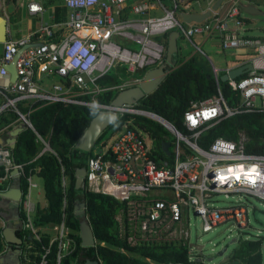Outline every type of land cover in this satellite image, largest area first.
<instances>
[{
    "label": "built area",
    "instance_id": "built-area-1",
    "mask_svg": "<svg viewBox=\"0 0 264 264\" xmlns=\"http://www.w3.org/2000/svg\"><path fill=\"white\" fill-rule=\"evenodd\" d=\"M151 1L163 9L162 14H148L155 8ZM193 1L171 0L166 5L160 0H140L130 7L128 0H64L68 11L64 21L53 24L42 21L30 36L8 37L1 43L0 55V115L14 111L18 116L15 122L35 132L43 144L38 156L54 151L34 128L29 118L32 110L23 112L20 102H64L114 109L118 118L130 115L121 128L98 146L101 150L96 149L95 155L88 158L83 186L123 203L116 219L121 235L127 236L131 245L186 244L190 259L191 250L195 249L190 239L191 212L199 218L203 232L228 222L243 230L250 227L248 198L264 202V155L248 153L244 137L238 142L217 137L208 147L199 143L202 132L224 118L242 112H264V37H246L241 0H224L216 9L213 8L216 0H195L199 5L206 1L207 8L201 13L210 11V15L202 22L187 23L180 16L193 7ZM27 7L31 14L43 16L45 9L40 1H29ZM172 30L179 31L181 37L200 51L201 47L194 41L200 35L217 36L225 52L254 48L249 60L252 69L229 81L231 88L239 93V101L230 104L218 88L216 95L193 103L185 111L186 132L159 115L160 119L152 118L153 112L138 107V103L113 107L110 103H98L94 96L91 100L81 98L98 92L97 79L117 63L125 64L130 73L128 81L118 86L119 90L138 84L149 68L164 61L163 36ZM10 63H14L17 72L14 82L10 81L7 68ZM213 72L218 80L216 66ZM47 75L59 76L62 81L45 89L42 82ZM74 86L80 90L73 92ZM137 116L161 120L158 122L172 135L168 157L156 159L153 140L136 122ZM20 176L28 182L17 205V230L22 232L23 242L13 247L20 250L21 264H51L50 254L56 244L53 264H61L76 249V239L64 220L51 225L36 224L37 207L45 206L32 198V188L37 184L32 181V174L26 173L24 164L14 162L11 148L0 146L3 200L1 193ZM62 185L67 186L65 175ZM110 186L114 187L113 191ZM221 196L230 199L231 204L218 203ZM8 221L0 212V226L4 228ZM43 238H48V244ZM35 242L41 243L40 249ZM7 245L0 255L6 252ZM33 254L38 257L34 258ZM147 260L156 264L150 258Z\"/></svg>",
    "mask_w": 264,
    "mask_h": 264
},
{
    "label": "trees",
    "instance_id": "trees-1",
    "mask_svg": "<svg viewBox=\"0 0 264 264\" xmlns=\"http://www.w3.org/2000/svg\"><path fill=\"white\" fill-rule=\"evenodd\" d=\"M163 38L166 43L167 34ZM180 54L179 51L174 55L176 65L170 68L160 86L141 99L137 106L163 117L178 129L187 132L183 125V115L193 103L216 95L218 88L230 104L239 101L240 95L231 88L229 81L220 79L224 72L219 73L218 80L215 78L209 59L201 52L183 56ZM129 75L127 66L117 63L97 79L96 83L100 89L98 92L83 95L81 98L91 100L94 96L98 103L108 104L119 92L118 86ZM18 105L23 112L32 110L29 118L34 128L49 142L54 151H46L38 156L43 144L30 128L18 133L16 146L11 149L14 162L24 164L27 174H36L43 179L46 205L37 207L34 215L36 224L51 225L64 220L71 230V235L76 239V249L67 254L61 264H81L86 258L96 259L99 264H152L147 258L156 264H203L190 259L189 247L186 244L131 245L127 236L121 235L120 224L116 219L123 203L111 195L88 191L84 186L76 188V170L87 166L88 158L96 153V146H100L115 130L121 128L130 117L129 114L119 116L117 121L102 133L93 149L86 152L76 148L75 144L100 108L64 102L46 103L42 100L20 102ZM17 117L14 111L2 113L0 126L10 125V129L17 127ZM135 120L149 132L156 159H159V156L168 157L169 154L162 149L163 141L172 140L167 128L150 117L137 116ZM217 137L235 142L244 137L243 143L248 153L264 155V112H242L224 118L204 130L199 143L208 147ZM63 175L67 178L65 188L62 185ZM18 179L21 187L26 189L28 182L25 177L20 176ZM2 187L4 185H0V189ZM2 201L0 197V203ZM81 202L85 203L83 214L90 222L97 242L94 246L85 247L81 244V216L77 215L75 209ZM2 230L0 226V254L6 249ZM18 235L22 237L23 234L19 231ZM43 241L48 244V238H43ZM239 241L241 243L234 249L232 259L239 260L241 264H262V241ZM35 244L40 249L41 243ZM56 254L57 245L54 244L50 254L51 264ZM32 256L38 257L35 254Z\"/></svg>",
    "mask_w": 264,
    "mask_h": 264
},
{
    "label": "water",
    "instance_id": "water-1",
    "mask_svg": "<svg viewBox=\"0 0 264 264\" xmlns=\"http://www.w3.org/2000/svg\"><path fill=\"white\" fill-rule=\"evenodd\" d=\"M224 0H217L214 4L213 8H218ZM242 9L245 13L251 16H264V12L259 10L256 6L252 4H242ZM2 3L0 2V43L7 41L8 39V29H9V20L5 14L1 12ZM210 15V11H206L204 13L197 12H182L181 16L185 22H202L206 17ZM180 32L177 30H172L167 34V42H166V52L164 61L153 68H149L138 84L126 87L124 89L119 90L117 95L112 99L110 105L113 107L122 106L124 104H136L139 103L141 99L155 91L166 76L170 72V68L176 65L174 61V55L179 52L180 44ZM7 68L10 72V81L14 82L17 78V72L15 69L14 63H10L7 65ZM252 69L251 62H246L242 65L236 66L229 70H226L223 74L220 75V79L223 81H230L238 78L246 74L248 71ZM152 118H159L158 115L154 113H150ZM118 119V113L114 109H105L102 108L99 112L91 119L89 125L84 130L78 141L76 142V148L89 152L96 145L97 140L102 135V133L108 129L114 122ZM160 119V118H159ZM157 119L158 121H161ZM26 129L23 124L18 125L12 131H10V137H8L3 142V139L0 138V145L6 144L9 148L13 149L16 146L17 135L19 132ZM162 149L166 154H170V141L162 142ZM86 175V168L79 167L76 170V188L80 189L84 183V177ZM1 196L4 199L12 201L14 204L19 202L22 197V187L20 184V179H18L17 184L11 186L6 191L1 193ZM85 208V203L81 202L76 205V213L81 216L80 221V237L81 244L85 247L94 246L96 244L95 236L91 227L90 222L87 217L83 214V209ZM18 210V208H16ZM19 223V212L12 215V219L7 222V225L3 228L2 234L5 239L6 244H11L8 247V250L0 255V264H21L19 254V248L13 249L12 245H21L22 239L17 233V225ZM237 238H233L230 242L236 243ZM191 246H194L199 250V258L198 261L203 264H221L223 260L224 253L227 251L228 246H225L224 249L219 253L218 261H216V256H206L203 253L204 244H196L191 242ZM12 252L15 256V260L11 263L9 262L8 255ZM81 264H99V261L92 258H86L84 262ZM174 264V263H171Z\"/></svg>",
    "mask_w": 264,
    "mask_h": 264
},
{
    "label": "rangeland",
    "instance_id": "rangeland-1",
    "mask_svg": "<svg viewBox=\"0 0 264 264\" xmlns=\"http://www.w3.org/2000/svg\"><path fill=\"white\" fill-rule=\"evenodd\" d=\"M25 0H19V2H22ZM2 3L1 12L3 14H13L15 13L14 19H12V22H15V24L12 26L13 31L12 35L14 37H17L20 34H23L27 31L28 26L30 25V22H34V24H38L39 22L36 21V19L30 17L26 9L24 7H21L18 10L16 9V5L13 4V0H11V4L7 6L6 0H0ZM16 3V1L14 2ZM201 4L203 7H205L206 2L201 1ZM8 10V12H7ZM193 12H199L200 6L196 1H193V7L190 9ZM244 15H247L245 12H243ZM9 17V16H8ZM49 11H46L44 14V21L49 22ZM257 20V21H256ZM255 24L253 25L252 22H248L247 27L249 30H247L248 34H251L253 36H264V29H259V27L264 25V20L260 18L255 19ZM181 43H184L182 46V51L186 55L187 52H197L195 50V47L188 41V40H180ZM125 43V42H122ZM125 45H128L126 43ZM211 45L206 42V44L202 45V50L204 53H202L205 57L208 56L213 60V62L218 66L221 67L222 65H225L227 63L226 57L223 54V52L216 47L213 49L210 47ZM2 52V44L0 43V54ZM200 52V51H199ZM190 54V53H189ZM188 55V54H187ZM230 63V62H229ZM129 78L126 80L128 81ZM122 82L120 85L126 83L127 81ZM61 78L56 75H50V76H44L42 87L45 89H50L54 84L61 83ZM132 84H129L130 86ZM80 89L76 86L73 87V92L79 91ZM108 140V139H107ZM146 140L148 141V138L146 137ZM106 141V140H105ZM96 149L101 150L100 147L96 146ZM32 181L37 184V186L32 188V198L37 203H40L42 206L46 205L45 201V195H44V183L43 179L34 174L32 175ZM38 192H40V195H38ZM230 199L225 198L224 196H221L218 199V203L220 204H227L230 205L231 202ZM234 202V200H232ZM248 208H249V220H250V227L245 228L243 230L236 228L233 223H222L219 224L216 228H214L211 231L203 232L200 228V220L197 216H195L192 212L190 213V239L191 242H197V244H204L203 253L208 256H216V261H218V258L220 256L219 253L224 249L225 246H228L227 251L224 253L223 258L221 260H226L232 254L234 253V249H236L239 244L241 243L240 239H248V240H261V252H262V264H264V202L256 199V198H248L247 200ZM237 238L238 241L236 243L230 244L231 240L233 238ZM191 253L193 254L192 260H196V258H199V250L198 249H192ZM222 261V262H223Z\"/></svg>",
    "mask_w": 264,
    "mask_h": 264
},
{
    "label": "crops",
    "instance_id": "crops-1",
    "mask_svg": "<svg viewBox=\"0 0 264 264\" xmlns=\"http://www.w3.org/2000/svg\"><path fill=\"white\" fill-rule=\"evenodd\" d=\"M6 1H7V6L9 4H11L10 3L11 0H6ZM13 1L14 2L16 1V3L13 2V4L16 5V9L15 10H18L20 8V6L24 7L26 9L27 14L30 17L36 19V21H38L39 23L38 24H34V22H30V25L28 26L26 32H24L23 34L18 35L17 37H14L12 35V31H13V27L12 26L15 24V22H12V19H14L15 13H13V14H8V13L5 14L6 17L8 18V20H9L8 37L11 38V39L25 38L27 36H30V35L34 34L38 30V28L40 26V23L42 21H44V14H45L46 11H49V19L50 20H49V22H45V21L44 22L48 23V24H53V23H56V22L64 21L67 18V16H68V11H67V9L64 6V0H33V1H40L42 3V5L44 6L45 10H44L43 16L33 15V14H31L28 11L27 4H28L29 1H32V0H25V1H22V2H19V0H13ZM139 1L140 0H128L127 4L131 7L134 4L138 3ZM160 1L167 5V4L170 3L171 0H160ZM216 1H215V3H216ZM151 2L155 4V8L150 9L148 14L151 15V16L162 14L163 9L161 7H159V5L157 3L153 2V1H151ZM223 3L224 2H222L221 5ZM214 4H213V6H214ZM242 4H252V5L256 6L259 10H262L264 12V0H241V5ZM199 6H200V11L197 12V13H201L207 8V2H206L205 7H203L201 3H200ZM7 12H8V10H7ZM187 12H193V11L189 9ZM243 12L244 11L242 9V17H243V20H244V33H245V35L248 36L249 38H253V39H258V38L264 37V36H257L256 37V36H253V35L247 33V30H249L248 27H247L248 22H252L253 25H256L255 24V19L256 18H260V19L264 20V16H251V15H249L247 13H246L247 15H244ZM180 17L182 18V16H180ZM190 23H192V22H190ZM259 29H261V30L264 29V25L259 27ZM180 40H184L185 41L186 39H184L183 37H180V39H179V44H180L179 51L181 53L180 55L183 56L184 52L182 51V49H183L182 47L184 46L183 45L184 43H181ZM194 41H195V43L199 44L201 49H202V45L206 44V42H208L211 45L210 47H212L213 49L218 47L223 52V54L226 57L227 63L225 65H222L221 67H218L213 62V60H211V58L206 56L209 59L211 65H212V68H213V66H216L219 69V73L220 72H226V70H229L231 68H234L236 66H239V65H242V64L248 62L250 60V58H251L252 53L254 52V48L239 49V50L225 52L221 48V44H220L219 38L217 36H214V35L209 36V37H204V36H201V35L200 36H196ZM193 46L195 47V45H193ZM195 50H197L196 47H195ZM198 51H200V50H198ZM2 52H3V45H2ZM2 52H1V54H2ZM200 52L204 53L203 50L200 51ZM189 53L193 54L195 52L194 51L187 52L188 55H190ZM10 128H11L10 125H4L3 124V125L0 126V138L3 139L4 143L6 142L5 140L8 137H10V131H12L14 129V128L13 129H10ZM3 145H6V144H2L0 146H3ZM17 182H18V178L12 180L11 183L9 184V188L11 186H13V185L15 186L17 184ZM17 205H19V203H17ZM16 208H18L16 206V204H14L12 201H9L7 199H4L0 203V212L8 220H11L12 219V215H14V214H16L18 212V210H16ZM197 259L198 258H196V260ZM221 264H241V262L239 260H237V261L233 260L232 256H230L228 259L226 258V260H224Z\"/></svg>",
    "mask_w": 264,
    "mask_h": 264
},
{
    "label": "flooded vegetation",
    "instance_id": "flooded-vegetation-1",
    "mask_svg": "<svg viewBox=\"0 0 264 264\" xmlns=\"http://www.w3.org/2000/svg\"><path fill=\"white\" fill-rule=\"evenodd\" d=\"M18 226V225H17ZM19 231L17 230V233H18ZM11 244H8L7 246L9 247ZM20 246V245H19ZM8 247H7V250H8ZM12 247H13V245H12ZM13 249H16V248H14L13 247ZM6 250V251H7ZM8 259H9V262H13L14 260H15V256H14V254L12 253V252H10V254L8 255Z\"/></svg>",
    "mask_w": 264,
    "mask_h": 264
},
{
    "label": "bare ground",
    "instance_id": "bare-ground-1",
    "mask_svg": "<svg viewBox=\"0 0 264 264\" xmlns=\"http://www.w3.org/2000/svg\"><path fill=\"white\" fill-rule=\"evenodd\" d=\"M110 191H113L114 190V187L113 186H110ZM6 244V243H5Z\"/></svg>",
    "mask_w": 264,
    "mask_h": 264
},
{
    "label": "snow or ice",
    "instance_id": "snow-or-ice-1",
    "mask_svg": "<svg viewBox=\"0 0 264 264\" xmlns=\"http://www.w3.org/2000/svg\"><path fill=\"white\" fill-rule=\"evenodd\" d=\"M191 119V118H190Z\"/></svg>",
    "mask_w": 264,
    "mask_h": 264
}]
</instances>
